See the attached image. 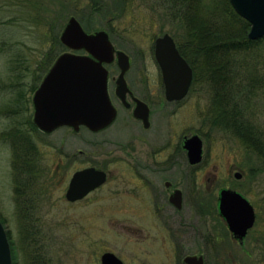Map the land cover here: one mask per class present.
<instances>
[{"label": "rangeland", "instance_id": "374dc122", "mask_svg": "<svg viewBox=\"0 0 264 264\" xmlns=\"http://www.w3.org/2000/svg\"><path fill=\"white\" fill-rule=\"evenodd\" d=\"M87 1L0 0V113L10 100L9 86L16 80L13 73L24 72L19 84L27 89L33 81L31 72L36 71L35 61L42 59L52 47L46 41L48 34L56 31L58 25L60 33L71 16L79 20L84 15L93 24L90 32L107 30L108 23L112 26L111 41L131 57L127 77L136 91L145 84L161 83L152 42L158 35L173 36L174 31L183 28L176 17L159 16L161 11L152 0H133L130 11L118 17L108 12L109 7L116 8V0H100L102 5L93 10L86 7ZM219 1L203 0L201 8L205 6L207 14L214 18L215 13L211 11L216 9H212L211 3L217 4L219 10ZM219 31L216 33L222 35L223 30ZM63 50L69 49L64 46ZM207 90L203 84H195L177 105L155 103L154 133L146 135L143 143L139 142V130L126 119L127 113L118 105L119 117L97 133L84 128L74 132L71 127L63 126L46 135L37 128L30 134L36 148L34 154H23L21 139L14 142L0 139V221L9 240L12 264H100L104 251L113 252L124 264H177L168 249L167 234L155 216L146 214L143 218L136 207L121 211L112 208L113 200L126 196L120 185L136 188L135 182L146 174L137 158L151 148H166L157 159L162 162L169 158L171 163L170 169L159 171L152 178L167 179L184 187L190 168L176 148L182 135L190 133L199 134L203 140V159L193 169L197 185L208 188L211 200H215L222 187L238 190L260 217L244 240L236 243L222 219L210 215L206 218L204 233L207 248L191 241L188 251L203 247L206 264H264L260 259L264 255V173L255 168L248 173L249 166H257L253 161L255 156L246 153L235 137L203 123L202 114L210 98ZM25 95L32 97L28 91ZM28 112L32 119L31 101ZM6 122L7 119L0 118V129ZM22 155L26 159L28 155L31 157L26 161L35 170L33 179H27L23 172L18 175L14 172L13 160L21 162ZM92 163L104 165L110 172L109 180L85 198L90 202L88 205L86 202L69 204L64 193L71 174ZM235 172L241 173L240 179L234 177ZM234 183L240 187H234ZM23 184L27 187L21 197L14 187ZM214 238L219 243L209 242Z\"/></svg>", "mask_w": 264, "mask_h": 264}, {"label": "trees", "instance_id": "16d2710c", "mask_svg": "<svg viewBox=\"0 0 264 264\" xmlns=\"http://www.w3.org/2000/svg\"><path fill=\"white\" fill-rule=\"evenodd\" d=\"M152 1L156 9L161 11L159 16L161 14L171 19L176 17V21L183 27L173 32L179 51L193 69V83L203 84L210 94L209 104L202 114L203 123L210 129L235 137L246 153L255 156L253 161L257 166H249L248 173L253 168L264 173V105H259L264 102V36L255 40L248 38L250 23L234 10L229 0H220L219 10L217 4L211 3L212 9H216L211 11L215 13L214 18L207 14L205 6L201 8L203 0ZM132 2L116 0V8L109 7L108 12L115 17L124 15L130 11ZM100 5V0H88L86 7L93 10ZM177 5H180L179 9ZM150 10L155 11L153 7ZM78 18L82 26L90 31L93 24L84 15ZM106 27L112 33L109 23ZM59 29L60 25L56 31L48 34L46 41L52 47L44 53L42 59L35 61L36 71L32 70L33 81L27 89L20 85V77L24 72L13 73L16 80L9 86L10 100L0 113L1 119H7L0 129V139H9L11 142L23 140L20 150H24L25 155L34 154L36 148L30 134L38 130L28 112L31 97L25 94L26 91L30 94L34 92L55 58L64 51V45L59 40ZM220 29L223 30L222 35L216 33ZM21 60L24 62V58ZM22 156L21 162L13 160L14 172L16 175L23 172L27 179H33L35 170L32 163L26 161L31 160V157L28 155L26 159ZM15 180L20 182L18 178ZM26 187L25 184L15 185L14 190L23 197ZM234 187H240L239 183H234ZM207 194V215L217 216L216 197L211 200V193L207 191ZM210 240V243H219L217 238ZM260 257L264 262V255Z\"/></svg>", "mask_w": 264, "mask_h": 264}, {"label": "water", "instance_id": "95a60500", "mask_svg": "<svg viewBox=\"0 0 264 264\" xmlns=\"http://www.w3.org/2000/svg\"><path fill=\"white\" fill-rule=\"evenodd\" d=\"M234 10L250 23L249 39L264 35V0H229ZM60 42L69 50L61 52L43 75L34 90L31 103L32 121L45 133L58 127L69 126L78 130L85 126L92 131L110 125L116 110L107 91V69L116 57L120 67L116 92L125 101L128 90L124 73L129 68V56L116 50L106 30L87 31L74 16L68 18L59 33ZM154 55L161 68L165 95L168 100L183 97L192 79V69L180 55L169 33L155 39ZM84 53H78V51ZM133 109L134 117L147 120V106L137 98ZM190 163L201 159L202 140L195 134L184 138ZM236 179L241 173L235 172ZM106 174L102 170L87 167L73 173L66 190V198L74 201L85 196L91 189L103 183ZM218 211L229 231L240 242L254 225L256 214L253 205L239 191L222 188L218 195ZM185 264H204L203 256L188 255ZM101 264H123L114 253L101 255ZM0 264H12L10 244L5 228L0 221Z\"/></svg>", "mask_w": 264, "mask_h": 264}, {"label": "flooded vegetation", "instance_id": "af4514ba", "mask_svg": "<svg viewBox=\"0 0 264 264\" xmlns=\"http://www.w3.org/2000/svg\"><path fill=\"white\" fill-rule=\"evenodd\" d=\"M108 34H109V38H110V33L108 32ZM158 36H160V35H158ZM158 36H156L152 42V51H153L154 58H155V55H154V46L155 45L154 44H155V39ZM171 37H172V39L176 45V48L179 51V47H178L176 38L172 35H171ZM110 41H111V38H110ZM111 43L113 44L112 41H111ZM113 46L116 50H122L120 48H116V46L114 44H113ZM82 53H84V52H82ZM179 53H180V51H179ZM180 55L183 57V55L181 53H180ZM183 58L189 64V62L186 60V58L185 57H183ZM129 60H130L129 68L125 71L124 76H123L125 79L127 88H128V90L125 94V98H124L125 101H123L116 92L117 79H118L120 72H121L120 67L118 66V63L116 61V57L114 58V60L112 62L104 63V65L107 69V91H108V95H109L111 103L113 104V106L115 107V110H116V115H115V118L113 119L112 123L115 122L116 119L119 117L118 116V113H119L118 106L122 107L123 110L127 113L126 119H128L131 122V124L134 125L139 130L140 135H141V137L139 138V142L143 143L145 138H146V135L154 133L153 132V129H154V119H153L154 108H153V106L155 105V103H159V101H164L166 103L177 105L182 101L183 98L186 97L188 92L193 88V86H195V84H199V86H201V84L200 83H193V69H192L191 65L189 64L191 69H192V79H191V83L188 87L186 94L179 99L168 100L166 98V95H165V83L163 82L162 71H161V68H160L156 58H155V61H156L157 65L159 67V70H160L158 72V75L160 74L161 83L159 81L157 84H154V85L153 84H145V85H142L141 90L136 91L131 86L130 82L128 81V77H127V74L129 72V69L131 66V57L130 56H129ZM115 71H116V74H113V72H115ZM134 98L139 99L140 101H142L147 106L148 114H147V120L146 121L134 117L133 109L136 105ZM122 123L124 124L125 121L123 120ZM110 125H108V126H110ZM61 127H63V126H61ZM66 127H68V126H66ZM107 127L103 128L101 130H98V131H92L85 126H80V128L78 130H73V129L72 130L74 132H78L81 128H84V129H87L88 131H90L92 133H97V132H100V131L106 129ZM52 132L45 133V132L40 131V133L46 134V135L50 134ZM195 134H197V133L183 134L181 139H180L179 145L176 148L178 150L177 153L182 154L184 156V158L187 160L188 166L190 168L189 173H187V175H186V177H187V179L185 180L186 181V184H185L186 187L185 186L183 187L181 185H176L167 179L162 180V181H157L154 178H152V175H155L157 172L166 171V170L170 169L171 163L168 162V161H170L169 158H164L162 160V162H159L157 159V155L166 151V148H162V149L151 148L149 150V152H145V153L141 152L140 157L137 158L139 167L141 169H143L144 171H146V174L142 175L141 178H138V180L135 182L136 188H131L130 186L125 185V184L120 185V187H123V190L121 192L126 196H122L123 199L119 198L118 200H113L115 202L113 205L114 208H112V209L120 208V211H121V210H124L125 208L128 209V208L136 207L138 213L141 214L143 216V218H145L146 214H148V216L150 214L155 216V218L159 221L161 228L167 234V237L169 240V242L167 243V245L169 246L168 249H170L173 252V257H174L177 264H185L183 259L185 256H188V255H197V256L202 255L204 264H206L207 254H206V251L202 250V249H204L203 247L207 248V236L204 233L206 230V218L208 217V215H207V191H208V188L205 187L204 189H201L199 187V185H197V181L195 180V175L193 174V169L196 168L201 163V161L203 159V140H202V137L199 134H197L202 140V152H201V159L199 162L190 163V161L188 160L187 150L183 147L184 138H189ZM167 149H168V147H167ZM143 161H148V162H143ZM87 167H93L97 170L104 171L106 174V179L103 183H101L100 185L91 189L85 196H83L80 199L74 200V201L68 200L66 198V196H65L66 190H67V188H66L65 193H64V197H65V200L69 204H80V203L86 202L85 198H87V196L90 193H92V192L98 190L99 188H101L102 186H104L106 184V182L109 180L108 178H109L110 172L105 169L104 165H97V163L96 164L92 163V164L86 165L85 167L77 169L74 172L81 170V169H84V168H87ZM73 173L71 174V177H72ZM71 177L69 178L68 184L70 182ZM51 180L54 181L53 178H51ZM68 184H67V187H68ZM222 188H226V187H222ZM222 188H220L219 191ZM231 189H233V188H231ZM130 193H135V194L131 195ZM218 195H219V192H218ZM218 195L216 196V201H215V209L217 211V216L216 215L215 216L217 218L220 217L222 219V221H223L222 223L224 224L225 228L227 229L228 234H230V236L232 237L233 241H235L236 243H241L242 241L240 242L229 231V229L225 223V220L219 214V211H218ZM125 198H127L126 203L128 205L125 204ZM116 202H119V204H117ZM89 203L90 202H86L87 205ZM136 203H137V206H133ZM255 214H256V212H255ZM255 222H256V219H255ZM255 222H254V224H255ZM253 226H252V228H253ZM249 231H250V229L247 231V234L249 233ZM247 234L245 235V237L247 236ZM244 238H243V240H244ZM191 241H193L194 244H200V246H203V247H199V250H194L193 252H190V251H188L187 248H189ZM104 252H106V251H104ZM100 259H101V256H100ZM100 264H101V262H100ZM123 264H124V262H123Z\"/></svg>", "mask_w": 264, "mask_h": 264}]
</instances>
